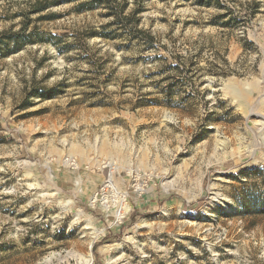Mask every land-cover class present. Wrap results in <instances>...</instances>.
I'll return each instance as SVG.
<instances>
[{"label":"rangeland","instance_id":"1","mask_svg":"<svg viewBox=\"0 0 264 264\" xmlns=\"http://www.w3.org/2000/svg\"><path fill=\"white\" fill-rule=\"evenodd\" d=\"M90 252L264 264V0H0V264Z\"/></svg>","mask_w":264,"mask_h":264},{"label":"bare ground","instance_id":"2","mask_svg":"<svg viewBox=\"0 0 264 264\" xmlns=\"http://www.w3.org/2000/svg\"><path fill=\"white\" fill-rule=\"evenodd\" d=\"M76 145V144H75ZM71 154L72 155H79L83 158H87L88 157V154H89V151L86 149V148H83L81 146H74L72 149H71ZM98 152L100 154H104L106 152V148H104V146L100 147L98 146L97 148ZM71 159H66L65 160V163H66V166L67 165H72L71 164ZM114 163H111V166L113 165ZM115 166V165H114ZM51 179H52V176H51ZM108 184L112 186V183L111 181L109 180L108 181ZM120 200V201H119ZM72 201H68V205L71 203ZM116 203H118V206L116 207V213L118 214V216L123 219V217L126 215V211H128L130 209V207L128 206V203H127V193L126 192H122V194H120L118 196V199L116 200ZM126 212V213H124ZM75 217H76V221L77 222H80V221H83L84 224L86 225L87 229H92L93 231V234H94V238H96L97 236L101 235L103 233V230H98L96 229L94 226H93V222L91 220V218H87L84 216V214L82 212H79L77 214H75ZM148 222L146 219L144 220H141L138 224H137V229H141V228H144V227H149L148 226ZM93 243V242H92ZM92 243H90V247H92ZM79 253V252H78ZM59 255H53L49 258L46 259V262L49 263L51 262L53 259L55 258H58ZM73 257H75L78 261H79V264H94V259H93V256L91 254V252L87 255L85 254H73L72 255ZM61 258V256H60ZM62 259V258H61Z\"/></svg>","mask_w":264,"mask_h":264},{"label":"built area","instance_id":"3","mask_svg":"<svg viewBox=\"0 0 264 264\" xmlns=\"http://www.w3.org/2000/svg\"><path fill=\"white\" fill-rule=\"evenodd\" d=\"M71 164H72V162H71ZM108 183V182H107ZM112 186H110L109 184H107L106 185V189H108V188H111ZM125 218V216L123 217V219Z\"/></svg>","mask_w":264,"mask_h":264},{"label":"trees","instance_id":"4","mask_svg":"<svg viewBox=\"0 0 264 264\" xmlns=\"http://www.w3.org/2000/svg\"><path fill=\"white\" fill-rule=\"evenodd\" d=\"M75 1V0H74Z\"/></svg>","mask_w":264,"mask_h":264}]
</instances>
